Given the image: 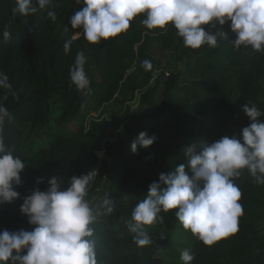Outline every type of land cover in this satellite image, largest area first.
<instances>
[{
    "label": "trees",
    "instance_id": "1",
    "mask_svg": "<svg viewBox=\"0 0 264 264\" xmlns=\"http://www.w3.org/2000/svg\"><path fill=\"white\" fill-rule=\"evenodd\" d=\"M15 7L16 0H0V72L11 84L10 89L0 88V104L10 114L0 135L25 169L21 184L14 186L19 197L0 204V231H31L35 226L20 212L24 197L37 188L47 190L50 177L57 176L67 187L71 177L90 171L94 178L86 198L91 201L97 189L101 193L95 199L99 215L91 237L97 264H171L160 251L181 225L175 210L162 212V222L146 226L151 243L141 247L127 227L133 208L161 173L187 163L185 147L239 135L250 124L242 111L247 103L264 112V52L235 48L228 24L205 26L214 34L222 30L225 38L218 36L215 48L194 50L184 46L171 24L164 30L147 29L143 15L126 32L92 44L69 23L82 7L76 0H51L27 17L14 14ZM49 11L55 12V20ZM5 28L10 32L7 40L2 36ZM68 40L72 44L65 54ZM151 44L178 53L181 67L159 69L149 55ZM79 51L87 58V93L78 91L69 77ZM144 60L151 62V69L142 66ZM135 91L141 93L138 108L128 104ZM110 103L118 110L105 111ZM141 132L156 139L147 148L137 144L134 153L131 144ZM98 152L112 160L102 192L109 162ZM39 178L44 182L38 184ZM234 182L244 210L238 231L207 246L183 229L181 240L190 244L194 257L191 264H264V184L256 183L247 170ZM105 199L112 202L111 213L103 206Z\"/></svg>",
    "mask_w": 264,
    "mask_h": 264
},
{
    "label": "clouds",
    "instance_id": "2",
    "mask_svg": "<svg viewBox=\"0 0 264 264\" xmlns=\"http://www.w3.org/2000/svg\"><path fill=\"white\" fill-rule=\"evenodd\" d=\"M51 0H16L14 14L30 16L44 9ZM82 7L69 19L73 29H80L87 42L97 44L117 37L130 28L131 21L144 16L143 25L149 29L164 30L171 24L185 47L199 49L207 45L218 46V36L225 33L218 29L214 34L209 28L228 24L234 34L231 43L235 48L264 52V0H76ZM48 16L56 19L53 11ZM5 40L10 32L5 28ZM72 41L64 43L67 54ZM86 56L76 54L70 68L71 83L82 93L90 91V80L85 72ZM147 70L152 64L142 62ZM0 88L10 89L9 77L0 72ZM250 124L239 135H224L208 143H192L184 148L187 163H181L171 172L159 175L158 182L149 185L146 196L133 208L127 222L133 242L138 246L151 243L146 226L162 222V212L175 210L183 229L190 231L203 244L213 245L221 238L238 231L243 206L239 202L242 192L234 180L247 170L256 183L264 184V112L255 104L242 106ZM9 112L0 104V126ZM156 137L141 132L131 144L147 148ZM25 165L19 157L6 150L0 135V204L12 203L19 197L14 186L21 184ZM94 173L73 176L67 187L57 176L50 177V187L38 188L23 199L20 212L35 226L31 231H0V264H97L96 243L91 237L95 229L99 206L87 199V187ZM39 178L37 183H43ZM111 200L103 206L112 212ZM184 264L194 259L190 251L181 253Z\"/></svg>",
    "mask_w": 264,
    "mask_h": 264
},
{
    "label": "rangeland",
    "instance_id": "3",
    "mask_svg": "<svg viewBox=\"0 0 264 264\" xmlns=\"http://www.w3.org/2000/svg\"><path fill=\"white\" fill-rule=\"evenodd\" d=\"M149 55L152 61L156 62L157 64H159L158 68L159 69H164L166 71H169V69H173V68H177V67H181V62L180 61H176L177 58V54H175V52L169 51V50H165L162 49L161 47H158L154 44H151L149 47ZM140 92L139 91H135L133 97L128 101V104L130 106H132V108H138L139 107V97H140ZM104 110L107 112H113L114 110H118V107L114 104H108L107 106L104 107ZM91 115H98L97 112H92ZM98 157L100 158H105L108 162H109V170L106 174V176L104 177V184H102L100 192L103 191V189L106 188V183H108L109 181V177L111 174V166L110 163H112V160L108 157H106L105 155H103L102 152H98L97 153ZM98 190V189H97ZM97 190L94 192L92 191V194L94 193V196L91 199V202L93 203V201L101 194V193H97ZM102 190V191H101ZM97 203V200H95V203ZM183 230L182 225H180L178 227V230L176 232H174V236L171 238V241L162 246L161 251H160V256L165 260L170 262L171 264H184V262L181 260V253L182 251H184L185 249L190 251V244L186 241V240H181V232Z\"/></svg>",
    "mask_w": 264,
    "mask_h": 264
},
{
    "label": "built area",
    "instance_id": "4",
    "mask_svg": "<svg viewBox=\"0 0 264 264\" xmlns=\"http://www.w3.org/2000/svg\"><path fill=\"white\" fill-rule=\"evenodd\" d=\"M156 72H157V71H155V74H156ZM167 74H168V73H167V72H165V75H167ZM96 199H97V198H96Z\"/></svg>",
    "mask_w": 264,
    "mask_h": 264
}]
</instances>
